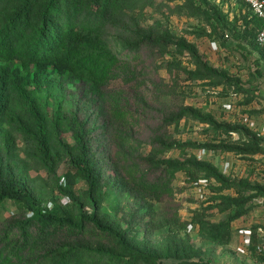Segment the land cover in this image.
I'll list each match as a JSON object with an SVG mask.
<instances>
[{"label": "rangeland", "instance_id": "374dc122", "mask_svg": "<svg viewBox=\"0 0 264 264\" xmlns=\"http://www.w3.org/2000/svg\"><path fill=\"white\" fill-rule=\"evenodd\" d=\"M134 4L108 32L111 39L137 44L138 50L121 45L120 65L113 68L100 94L83 84L52 92L79 117L90 146L88 162L97 171L104 194L99 218L121 229L153 264H216L214 228L226 215L217 206L223 203L216 202L220 197L216 180L192 165L199 162L215 170L217 166L228 179L246 184L250 168L263 163L264 50L256 42L258 21L249 6L234 0H136ZM183 45L195 48L226 79L199 71ZM183 112L180 120L170 123ZM5 121L0 162L26 168L24 182L43 206L70 205L56 187L66 179L82 200L80 209L92 213L85 194L88 185L69 172L67 158L55 177L33 160L23 144L18 131L31 122L30 109L14 98ZM216 122L245 128L250 136L216 130ZM253 136L263 149L255 156L216 151V145L249 148ZM63 143L74 147L71 133L63 134ZM59 149L67 156L65 148ZM171 162L188 167L171 168ZM243 166L249 169L245 175ZM225 194L238 195L235 189ZM243 196L248 200L244 208L264 209V192L248 190ZM69 211L76 215L79 207ZM18 212L15 204L6 202L0 209V225ZM85 227L77 241L120 251L114 240L97 234L90 224ZM250 244L253 247V241ZM236 248L241 249L239 241ZM144 262L138 264H148Z\"/></svg>", "mask_w": 264, "mask_h": 264}, {"label": "trees", "instance_id": "16d2710c", "mask_svg": "<svg viewBox=\"0 0 264 264\" xmlns=\"http://www.w3.org/2000/svg\"><path fill=\"white\" fill-rule=\"evenodd\" d=\"M135 1L0 0V134L5 129L7 110L15 98L30 109L31 122L18 132L33 160L56 177L58 168L67 158L69 172L87 183L86 199L94 209L90 214L80 209L82 200L76 196L70 181L65 179L64 184L57 182L56 187L71 203L66 207L56 204L50 210L26 184L25 167L0 162V209L6 202H12L19 210L17 215L1 222L0 264H89L87 261L99 264L96 260L104 258L109 261L103 264H138L142 261L153 264L147 260L146 254L129 242L121 229L99 218L104 194L98 173L88 162L90 146L84 139L79 117L68 112L66 101L52 92H59L68 84H83L95 95L100 94L102 85L110 81L113 68L120 65L121 45L130 51L138 50L137 44L130 46L122 40L111 39L108 32L109 26L134 6ZM182 48L192 54L198 70H204L207 77L226 79L222 73L209 67L195 48L184 45ZM50 102H53L52 109ZM185 114L173 117L170 123L177 122ZM220 129L250 136L245 128L216 122V130ZM68 132L74 138V147L63 143V134ZM259 140L263 141L262 138ZM252 142L249 148L216 145V151L223 149L240 157L255 156L263 149L258 138L253 136ZM59 147L65 148L67 156L61 154ZM193 164L216 180V194L220 195L216 202L222 200L223 203L217 206L222 207L226 216L216 222L214 239L216 245H227L234 236L232 223L252 210L244 208L248 200L243 192L264 190L248 180L243 184L228 179L217 166L215 170L207 164ZM169 166L179 170L188 167L174 162ZM231 189L237 191L236 197L224 194ZM75 206L79 207L76 215L69 211ZM28 213L32 216L27 217ZM87 224L92 225L97 234L114 240L120 251L91 248L77 241L76 238L85 233ZM251 252L256 254L255 247Z\"/></svg>", "mask_w": 264, "mask_h": 264}, {"label": "crops", "instance_id": "0c3cea01", "mask_svg": "<svg viewBox=\"0 0 264 264\" xmlns=\"http://www.w3.org/2000/svg\"><path fill=\"white\" fill-rule=\"evenodd\" d=\"M240 157V156H239ZM264 158V153L261 155ZM257 158V157H255ZM264 163V159L262 160ZM258 164L248 169L243 166L244 174L250 171L248 181L253 185H258L264 190V164ZM253 174V176L251 175ZM247 177V175H246ZM243 178V177H242ZM225 194V192H224ZM262 201H264L262 199ZM261 201V202H262ZM261 202H259L261 204ZM264 209L256 206L251 212L239 218L232 223L234 232L233 240L227 245H216V264H260L261 258L256 254H252L250 243L253 241V247L257 240V229L264 227ZM226 215V213H224ZM225 216L223 217V219ZM240 236H237V233ZM245 232V234H243ZM240 242L241 249L236 248L237 242Z\"/></svg>", "mask_w": 264, "mask_h": 264}, {"label": "built area", "instance_id": "2783aa9c", "mask_svg": "<svg viewBox=\"0 0 264 264\" xmlns=\"http://www.w3.org/2000/svg\"><path fill=\"white\" fill-rule=\"evenodd\" d=\"M235 2L246 4L249 6L255 17L260 21V27L257 31V44L264 50V0H234ZM51 210L54 205L48 206ZM257 240L255 243V253L261 258L264 264V227H260L256 231Z\"/></svg>", "mask_w": 264, "mask_h": 264}]
</instances>
